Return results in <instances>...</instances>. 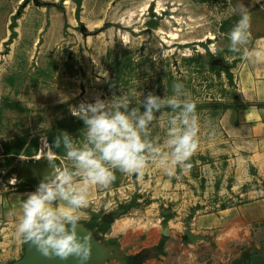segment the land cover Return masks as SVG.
I'll use <instances>...</instances> for the list:
<instances>
[{"label":"rangeland","instance_id":"rangeland-1","mask_svg":"<svg viewBox=\"0 0 264 264\" xmlns=\"http://www.w3.org/2000/svg\"><path fill=\"white\" fill-rule=\"evenodd\" d=\"M243 8L251 51L264 36V0H81L79 15L74 0H0V191L39 185L20 180L22 165L71 166L47 133L79 120L72 109L81 102L128 94L137 107L149 93L172 96L180 82L200 122L187 166L173 176L154 164L142 174L114 170L109 187L92 186L86 210L112 217L111 225L129 222L141 238H161L157 251L176 235L189 249L203 239L214 247L219 213L264 199V143L231 134L240 111L253 106L238 86L246 58L229 50L227 35ZM84 128L69 135L83 142ZM166 130V117L151 129L161 144Z\"/></svg>","mask_w":264,"mask_h":264},{"label":"clouds","instance_id":"clouds-1","mask_svg":"<svg viewBox=\"0 0 264 264\" xmlns=\"http://www.w3.org/2000/svg\"><path fill=\"white\" fill-rule=\"evenodd\" d=\"M250 28L251 16L243 8L241 18L227 34L229 50L243 52L246 59L259 58L264 53L250 52L246 47ZM172 88V96L161 98L149 93L137 107H130L132 98L124 94L110 101L97 98L94 104L81 102L73 108L72 115L85 124L84 140L77 142L67 132L56 137L55 147L63 146L71 166L56 167L45 155L53 171L23 200L17 237L50 260L75 259L87 264L92 256V236L81 235L78 228L85 215L82 209L88 207L90 187H109L116 179L114 170L142 174L153 164L173 176L176 168L187 166L198 150L200 122L196 102L183 83L176 82ZM164 109L170 111L166 113ZM165 117L166 138L161 144L151 129L155 121ZM10 183H16L15 179Z\"/></svg>","mask_w":264,"mask_h":264},{"label":"crops","instance_id":"crops-1","mask_svg":"<svg viewBox=\"0 0 264 264\" xmlns=\"http://www.w3.org/2000/svg\"><path fill=\"white\" fill-rule=\"evenodd\" d=\"M254 51L264 53V36L257 39L250 52ZM238 86L241 87V96L253 106L240 111L238 123L233 124L231 134L252 139L249 142L257 146L260 142L264 143V107L258 106L264 103V56L245 60ZM37 187L33 185L20 190L14 185L0 191V264H13L24 255L27 243L17 237L16 226L22 214L23 200ZM94 200L91 186L89 202ZM82 212L85 215L80 220V227L109 251L110 258L105 264H251L253 255H264V199L230 207L219 213V228L212 248L203 239V243L196 245L199 247L189 249L176 235L175 240L170 239L162 250L157 251L154 248L162 245L161 238L152 235L141 238L131 232L129 222L120 223L117 220L106 232L99 233L87 227L92 219L91 212H87L86 208ZM148 254L154 256L149 258Z\"/></svg>","mask_w":264,"mask_h":264},{"label":"water","instance_id":"water-1","mask_svg":"<svg viewBox=\"0 0 264 264\" xmlns=\"http://www.w3.org/2000/svg\"><path fill=\"white\" fill-rule=\"evenodd\" d=\"M53 171L51 163H33L30 165H22L19 168L20 180H44ZM97 218V217H94ZM103 221L112 223L113 218L110 216H103ZM78 232L81 235L89 234V232L83 228H78ZM189 238L194 240L190 235ZM110 258L108 249L101 243L92 238V256L87 264H105ZM13 264H79L75 259H69L68 261H60L59 259H48L43 257L35 248V246L27 243L23 257ZM134 264H137L136 262ZM251 264H264V255H253L251 258Z\"/></svg>","mask_w":264,"mask_h":264},{"label":"trees","instance_id":"trees-1","mask_svg":"<svg viewBox=\"0 0 264 264\" xmlns=\"http://www.w3.org/2000/svg\"><path fill=\"white\" fill-rule=\"evenodd\" d=\"M74 2L77 4V15H79V12L81 10V0H74ZM18 18H14V20H17ZM16 23H14L11 27L12 30H14V28L16 27L15 25ZM15 36V33H13L12 37ZM209 57L211 60H214V56L209 53ZM218 72V71H217ZM226 75L230 81V83L232 84L233 82V75L227 71ZM84 122L83 120L79 119H72L70 121H64L63 123H60L58 125H56L55 127L49 129L48 131V135L50 137H57L58 135H60L63 132H67L68 134L74 132V131H78V130H82L84 128ZM7 177H9V175H7ZM6 176L4 178H7ZM111 226L110 223H107L103 220H98L97 218H92L91 221L89 222V224L87 225V227L91 230L96 229L97 232L99 233H104L106 232L109 227ZM160 246V245H159Z\"/></svg>","mask_w":264,"mask_h":264}]
</instances>
